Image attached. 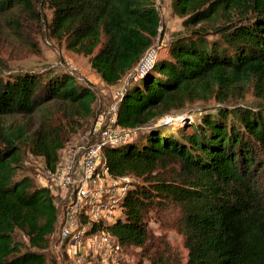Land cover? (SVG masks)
Segmentation results:
<instances>
[{
	"label": "trees",
	"instance_id": "1",
	"mask_svg": "<svg viewBox=\"0 0 264 264\" xmlns=\"http://www.w3.org/2000/svg\"><path fill=\"white\" fill-rule=\"evenodd\" d=\"M170 5L186 32L133 74L115 109L116 126L133 134L101 152L112 179L132 178L119 214L110 223L82 216L80 224L86 234L107 231L119 250L144 249L148 218L177 210L187 251L182 264H264V0ZM42 10L50 12L49 36L88 56L107 85L137 66L159 34L157 0H0V16L41 21ZM246 92L251 104L226 105ZM209 99L217 104L200 111L190 131L181 122L178 131L155 125L187 103ZM93 101L90 88L67 73L0 71V264H46L58 208L49 187L20 175L22 147L55 170L68 126L89 117ZM51 103L61 105L63 123L46 116L28 136L23 123H8ZM16 231L27 245L14 239ZM59 262L113 264L92 252L72 263L66 250Z\"/></svg>",
	"mask_w": 264,
	"mask_h": 264
},
{
	"label": "rangeland",
	"instance_id": "2",
	"mask_svg": "<svg viewBox=\"0 0 264 264\" xmlns=\"http://www.w3.org/2000/svg\"><path fill=\"white\" fill-rule=\"evenodd\" d=\"M157 14L160 18L159 34L142 58L165 55L170 38L175 34L186 32L182 25L183 17L172 12L170 0H158ZM16 15V12H12L0 16V71L5 74L50 70L67 73L74 76L77 82L88 86L94 95L92 114L89 117L78 119L76 123L68 126L64 147L59 152V161L55 170L45 167L41 157L29 154L28 147H22L20 175L30 176L39 186L49 187L53 191L54 203L58 208V222L54 233L49 238V247L46 253V264H51L52 257L60 258L63 250L68 251V247L62 242L59 235L65 206L73 199L71 185L66 190H62L58 185L64 172L65 160L69 154L74 155L76 160L79 158L82 147L93 139L91 129L98 118L102 125L108 123L112 110L116 108L119 100L115 93L117 91L122 93L133 74L138 71V65L117 84L107 85L91 69L88 56L66 49L63 41L55 40L49 36L45 26L50 19L48 10H42L41 21L18 20L15 19ZM11 19H14V22L10 23ZM251 102H253V97L246 92L244 95L235 96L226 105L235 106L236 104H251ZM216 104L217 102L213 99L187 103L182 109L157 118L155 125L170 123L173 129L178 131V129H182V126L178 125L181 122L186 127L183 128L184 131H190V124L197 121L198 113L205 112ZM60 111L61 105L51 103L32 117L27 119L12 118L8 123H23L28 136L46 116L52 115V118L60 116V123H63L64 119L61 117ZM128 134L132 135L133 132H128ZM73 169L70 172V177H74ZM131 180L132 178L129 177L114 180L115 184L112 187L113 189L122 187ZM107 195L108 193L104 194V196ZM160 213L150 216L147 220L150 241L144 249L127 247L120 249L117 253L99 250L92 252L93 257L105 260L104 263L113 264H157L155 260L157 256L161 260L160 264H164L165 259L166 264H182L186 259L187 251L177 229L179 212L170 210ZM14 239L27 245V237L22 231H16Z\"/></svg>",
	"mask_w": 264,
	"mask_h": 264
},
{
	"label": "built area",
	"instance_id": "3",
	"mask_svg": "<svg viewBox=\"0 0 264 264\" xmlns=\"http://www.w3.org/2000/svg\"><path fill=\"white\" fill-rule=\"evenodd\" d=\"M154 58V55L142 58L138 70L148 65ZM115 94L120 98L121 92L117 91ZM115 109L112 110L107 124L102 125L100 118L95 121L91 129L93 139L82 147L77 160L72 154L67 156L64 172L58 182L62 190L68 189L70 185L73 188V199L65 206L59 235L62 242L67 243L70 257L76 262H80L87 252L119 251V247L115 245L107 231L86 234L84 226L80 224L82 216L90 222L110 223L119 214L118 200L125 187L113 189L114 179L109 176L106 166L101 161V152L105 146L119 144L126 138V133L124 131L122 133L116 126ZM72 169L74 177L69 176ZM105 193L108 195L104 196Z\"/></svg>",
	"mask_w": 264,
	"mask_h": 264
},
{
	"label": "crops",
	"instance_id": "4",
	"mask_svg": "<svg viewBox=\"0 0 264 264\" xmlns=\"http://www.w3.org/2000/svg\"><path fill=\"white\" fill-rule=\"evenodd\" d=\"M52 193H53V191H52ZM56 259H57V264H60V258L59 257H56Z\"/></svg>",
	"mask_w": 264,
	"mask_h": 264
}]
</instances>
